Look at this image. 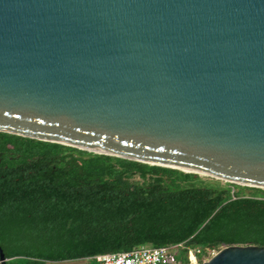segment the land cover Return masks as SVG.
<instances>
[{"label": "water", "instance_id": "1", "mask_svg": "<svg viewBox=\"0 0 264 264\" xmlns=\"http://www.w3.org/2000/svg\"><path fill=\"white\" fill-rule=\"evenodd\" d=\"M0 132L264 189V0H0Z\"/></svg>", "mask_w": 264, "mask_h": 264}, {"label": "trees", "instance_id": "2", "mask_svg": "<svg viewBox=\"0 0 264 264\" xmlns=\"http://www.w3.org/2000/svg\"><path fill=\"white\" fill-rule=\"evenodd\" d=\"M239 187L0 132V249L5 264H46L139 244L264 246V190Z\"/></svg>", "mask_w": 264, "mask_h": 264}, {"label": "built area", "instance_id": "3", "mask_svg": "<svg viewBox=\"0 0 264 264\" xmlns=\"http://www.w3.org/2000/svg\"><path fill=\"white\" fill-rule=\"evenodd\" d=\"M182 248L185 250L186 263H182L179 257ZM213 253V250L203 253L199 247H184L180 243L162 246L139 244L127 251L99 253L77 260L94 264H198L199 259Z\"/></svg>", "mask_w": 264, "mask_h": 264}, {"label": "rangeland", "instance_id": "4", "mask_svg": "<svg viewBox=\"0 0 264 264\" xmlns=\"http://www.w3.org/2000/svg\"><path fill=\"white\" fill-rule=\"evenodd\" d=\"M196 174V173H195ZM197 176L201 179V180H204V181H207L209 180L211 177L209 176H205V175H202V174H197ZM214 179V178H213ZM221 181V180H220ZM224 181H221V184L223 183ZM239 190H240V193L243 194V195H247V194H250L252 191L248 188H245L243 187L242 185H239ZM264 190V189H263ZM222 247V246H221ZM219 247V248H221ZM216 252V250L214 251ZM211 255H207L205 256V258H203V260H206L207 258H209ZM46 264H86L84 263L83 260H72V261H65V262H46Z\"/></svg>", "mask_w": 264, "mask_h": 264}]
</instances>
